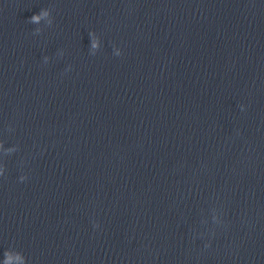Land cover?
I'll return each instance as SVG.
<instances>
[{"label": "water", "instance_id": "1", "mask_svg": "<svg viewBox=\"0 0 264 264\" xmlns=\"http://www.w3.org/2000/svg\"><path fill=\"white\" fill-rule=\"evenodd\" d=\"M0 264H264V0H0Z\"/></svg>", "mask_w": 264, "mask_h": 264}, {"label": "clouds", "instance_id": "2", "mask_svg": "<svg viewBox=\"0 0 264 264\" xmlns=\"http://www.w3.org/2000/svg\"><path fill=\"white\" fill-rule=\"evenodd\" d=\"M41 15H47V12H45V11L42 10ZM39 19H40V15H33L31 17V21L30 22L35 23V22L39 21ZM93 46H95V45H93Z\"/></svg>", "mask_w": 264, "mask_h": 264}]
</instances>
